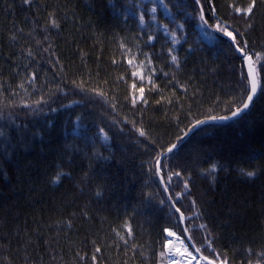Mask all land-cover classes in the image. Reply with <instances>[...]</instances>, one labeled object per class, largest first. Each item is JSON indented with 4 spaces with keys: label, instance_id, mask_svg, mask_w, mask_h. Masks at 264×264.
<instances>
[{
    "label": "trees",
    "instance_id": "16d2710c",
    "mask_svg": "<svg viewBox=\"0 0 264 264\" xmlns=\"http://www.w3.org/2000/svg\"><path fill=\"white\" fill-rule=\"evenodd\" d=\"M162 1L153 15L152 0H0V264H169L165 229L183 232L156 162L249 93L216 25L239 33L260 91L161 173L206 257L264 264V0L251 16L235 11L251 0Z\"/></svg>",
    "mask_w": 264,
    "mask_h": 264
},
{
    "label": "water",
    "instance_id": "95a60500",
    "mask_svg": "<svg viewBox=\"0 0 264 264\" xmlns=\"http://www.w3.org/2000/svg\"><path fill=\"white\" fill-rule=\"evenodd\" d=\"M198 2V1H197ZM199 6L201 7L200 3L198 2ZM201 10L202 7H201ZM203 12V11H202ZM224 36H226L224 34ZM235 48H236V51L237 53L242 57L243 59V65H244V69H245V73H246V77H247V80H248V85H249V93H248V96L249 95H252V100L249 101L248 100V96L244 102L248 104V107L247 108H244L243 106L240 108L241 111L239 113H237V115L233 116L232 114L228 115V116H220V117H212V118H208V119H205L203 120V123L199 124V125H195L191 130H189L180 140H178L176 143L177 147L173 150H177L193 133L194 131H196L197 129H199L200 127L204 126V125H207V124H210V123H228V122H231V121H235L239 118H241L244 114H246L248 112V110L250 109V107L252 106L253 102L255 101L259 91H260V80H259V75H258V70H257V66L255 65L254 61L252 60L251 58V62H249V60L244 56L243 53H241L239 50H238V45L232 41ZM249 55V54H248ZM250 56V55H249ZM253 78L255 79V84H256V90L255 92L252 91V84H253ZM243 104V105H244ZM171 147V146H170ZM169 147V148H170ZM168 149V148H167ZM167 149L159 156L157 162H156V168H157V177H158V180H159V183H160V186H161V189L162 191L164 192V194L166 195L167 199L169 200V202L171 203L172 207L176 210L178 207L175 203V200L172 198L171 194H170V191H169V188H168V185L161 173L162 171V164H163V161L165 160V158L167 156H169L172 152H168ZM179 213V222H180V225L182 227V230H183V233H184V236L186 238L187 235H191L190 234V230L189 228H187V225H186V216L185 214L180 210ZM180 213H183V219H180ZM187 229L188 232H185L184 230ZM187 240V243L189 244V246L192 248V250L194 252L195 251V248H199L197 246V244L194 242L193 238L191 241H189L188 239ZM197 256L204 262H206L207 264H210V262H214V264H222V263H217L215 262L214 260H211V259H207L205 260L204 257H206L200 250L199 253H197Z\"/></svg>",
    "mask_w": 264,
    "mask_h": 264
},
{
    "label": "rangeland",
    "instance_id": "374dc122",
    "mask_svg": "<svg viewBox=\"0 0 264 264\" xmlns=\"http://www.w3.org/2000/svg\"><path fill=\"white\" fill-rule=\"evenodd\" d=\"M144 1H149V0H144ZM152 1L156 2V4L150 6L149 11H148L149 13L155 15L157 5H159L160 8L163 9L164 12H166V8H165V5H164L162 0H152ZM139 10H140L139 14L142 17L143 16V10H145V9L141 5H139ZM168 15H169V13H168ZM142 19L143 18H141V20ZM152 19H154V17ZM198 28H199V32H200V34L204 40L208 41L209 43L214 42V40H215L214 34L211 33V30L208 28V26L206 24H204L202 22L198 25ZM162 30L175 44L178 42L176 35L169 32V30L167 29L166 26H163ZM128 61L131 62L132 65L134 62L136 64V67H137V73L140 76H143L145 71L143 70V68L141 66V62L140 63L136 62L134 59L133 60L129 59ZM80 126H81L80 123H76V129H75L76 132L79 131ZM102 137L104 140L107 141V136L105 134H102ZM187 218L188 217L186 216V220H187ZM187 228H189V227L187 226ZM171 232H174L176 235H174V236L168 235L166 250H167L169 264H207L206 262L202 261L197 256L196 252H194L192 250V248L189 246V244L187 243V240L184 236V233L182 236L181 234H178L174 230H171ZM182 232H183V230H182ZM189 253H191V255H189ZM193 257H195V258L193 259Z\"/></svg>",
    "mask_w": 264,
    "mask_h": 264
},
{
    "label": "snow or ice",
    "instance_id": "6c2138e0",
    "mask_svg": "<svg viewBox=\"0 0 264 264\" xmlns=\"http://www.w3.org/2000/svg\"><path fill=\"white\" fill-rule=\"evenodd\" d=\"M24 2H25V3H30L31 0H24ZM198 2H199V0H198ZM255 6H256V0H251V4H250L246 9H243V10H242V9L237 8V9H235V11L238 12V13L243 12V14L248 15V16H251V15L253 14V9L255 8ZM202 11H203V10H202ZM51 23L53 24V26H56L55 21H52ZM216 27H217V29H218L219 31H222L226 36H228L229 38H231L233 41L236 40V35H239L238 32L234 35V32H233V31H229L227 28H225V27H221L220 25H216ZM249 27H251L250 24H249ZM245 46H246V42H245ZM238 50H239L241 53L244 54V56L249 60V62H251V56H249L248 53L245 52L244 48L238 47ZM175 59H176V58L173 57V60H175ZM255 90H256V84H255V79L253 78L252 91L255 92ZM143 91H144V89L141 88V89H140V92L143 93ZM252 98H253L252 95H249V96H248V100H249V101H251ZM134 102H135V101H134ZM243 107H244V108H247V107H248V104L245 103V104L243 105ZM240 111H241V109H240V108H237L236 111L232 113V115L235 116V115H237V113H239ZM201 123H203V121H199V120H198V121L196 122L197 125H199V124H201ZM141 135H144V133L141 132ZM176 147H177V145H176V144H173L170 148L167 149V151H168V152H172ZM212 168L215 169V165H213ZM247 174H248L249 176H252V175H253V173H251V172H249V173H247ZM175 175H180V174H179V173H175ZM57 179H59V177H57ZM178 195H179V194H178ZM176 211H177V212H180V209L177 208ZM183 218H184V217H183V213H180V219H183ZM165 231L168 232V235H169V236H174V235H176L174 232H171V231L168 230V229H165ZM184 231H185V232H188L187 229H185ZM186 239H188L189 241H191V240H192V236H191V235H187V236H186ZM96 251L99 252L100 249L97 248ZM195 251H196L197 253H199V252H200V248H195ZM189 255H191V253H189ZM194 258H195V257H193V259H194ZM95 259H96V257H95V255H94V256H93V260H95ZM204 259L207 260L208 257H204ZM210 264H214V262H210ZM222 264H227V262H226V261H223Z\"/></svg>",
    "mask_w": 264,
    "mask_h": 264
}]
</instances>
